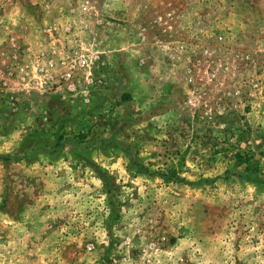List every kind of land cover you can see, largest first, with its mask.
Instances as JSON below:
<instances>
[{
    "label": "rangeland",
    "instance_id": "374dc122",
    "mask_svg": "<svg viewBox=\"0 0 264 264\" xmlns=\"http://www.w3.org/2000/svg\"><path fill=\"white\" fill-rule=\"evenodd\" d=\"M0 264H264V0H0Z\"/></svg>",
    "mask_w": 264,
    "mask_h": 264
}]
</instances>
